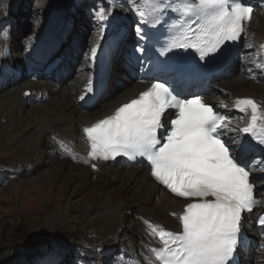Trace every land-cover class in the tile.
Wrapping results in <instances>:
<instances>
[{"label":"snow or ice","instance_id":"obj_1","mask_svg":"<svg viewBox=\"0 0 264 264\" xmlns=\"http://www.w3.org/2000/svg\"><path fill=\"white\" fill-rule=\"evenodd\" d=\"M164 10L189 17L187 26L181 23L180 39L173 36L169 43L154 46L157 54L150 57V37L137 24L140 43L135 51L142 68L151 65L146 77L150 87L114 115L83 129L90 144L88 156L92 161L141 158L158 184L187 201L178 217L181 231L157 230L161 247L152 251L160 264H238L244 214H253L258 205L252 181L255 160L248 157L258 152L264 162V116H258L253 99H240L236 108L240 113L250 108V121L233 129V117L206 104L202 94L188 93L227 58V45L241 38L254 9L242 0H190ZM108 12L96 10L102 19ZM164 23L167 18L160 26ZM98 47L91 48L93 59ZM258 223L264 229V215Z\"/></svg>","mask_w":264,"mask_h":264},{"label":"bare ground","instance_id":"obj_2","mask_svg":"<svg viewBox=\"0 0 264 264\" xmlns=\"http://www.w3.org/2000/svg\"><path fill=\"white\" fill-rule=\"evenodd\" d=\"M53 3L54 0L49 6ZM117 4H124V10L138 8V0H117ZM62 5V12L72 9L69 0L61 2L59 8ZM114 12L118 15L124 13L118 5ZM50 16L57 19L62 15L55 8ZM50 29L46 27L44 33ZM250 30L255 44L264 42V14L255 16ZM82 39L84 43L85 36ZM88 39L95 40V37L90 35ZM9 42L13 46L9 61L14 63L13 57H22V45L14 43L12 39ZM3 46L0 43V55L3 54ZM80 59L78 57L69 63L81 66ZM113 63L110 88L93 111H84L77 102L88 77L87 64L82 63L83 67L78 72L71 73L64 80L33 81L23 78L9 85L7 93L0 95V125L2 120H6L9 124V128L5 129L8 140L15 139L25 144L32 157L39 154L45 144L48 145L45 146L47 149L56 150L55 159L59 157L57 155L62 156L51 165L58 173H64L56 195L52 199L46 197L55 181L51 174L45 177L43 186H32V191L40 199L30 212L37 231L56 232L59 229L72 234L87 232L90 236L85 242L89 246L100 245V249H103L114 242L118 244L114 246L120 250L119 253L127 254L125 258L129 257L128 264H157L150 250L151 245L157 244L153 228L177 224L185 202L157 185L150 178L147 166L128 168L91 161L81 134L82 127L106 117L142 87L131 75L132 69L125 67L118 58ZM29 90L35 93L32 99L25 96ZM215 90L217 95L209 98L213 102L251 96L260 99L264 107V85L253 82L244 74H233L228 79H222L215 85ZM247 119L243 121L244 124ZM92 164L96 165L95 169ZM89 187L93 192L86 197L88 204L82 213L77 209L81 201L68 206L76 195ZM154 200L156 204L152 203ZM128 213L133 215L128 217ZM56 224H60V227ZM95 226L97 233L93 235L91 231Z\"/></svg>","mask_w":264,"mask_h":264},{"label":"rangeland","instance_id":"obj_3","mask_svg":"<svg viewBox=\"0 0 264 264\" xmlns=\"http://www.w3.org/2000/svg\"><path fill=\"white\" fill-rule=\"evenodd\" d=\"M63 1L54 0L52 6H49L53 0H0V20L8 17L10 13L17 18L19 31L11 39L18 44L21 43V40L27 39L30 34H40L43 30L42 28L49 27L51 28L50 30H56L60 25L63 26L66 19L71 20L73 18L72 21L76 24L74 25L75 27L78 24L85 26L84 14L77 11L78 8L74 5V1L69 0L72 9L76 7V11L73 12L72 9L68 8V12H62L63 5L60 8L59 6ZM55 8L62 16L52 19L50 15L55 11ZM61 19L63 20L62 22L60 21ZM86 28L89 33L86 34L83 31L80 34L81 38L85 36V41L92 35L90 24L86 25ZM76 31L79 32V30ZM4 42L5 40L0 36V43L4 44ZM73 58L75 60L78 57L74 56ZM7 90L0 95L7 93ZM1 124L0 172L5 173V171H8V179L0 187V264H22L25 260L33 259L34 257H45L48 252L59 254L62 250H70L71 252L82 250L88 257L87 259L94 262V264H109L110 260L114 258L105 259L106 255L101 252L110 250L118 254L120 250L114 246H118L114 242L110 246L100 249V245L89 246V243L85 242V239L87 240L90 236L87 232H75L72 234L63 233L59 229L56 232L37 231L35 229L30 212L32 207L40 202V199L32 191V186L34 184L43 186L45 177L51 174L56 182L54 181L52 189L47 192L46 197L52 199L58 191L57 188L60 181L64 178V173H58L57 169L51 167V165L56 163L54 160L62 159V156L61 154L57 155L59 157L55 159L56 150L47 149L45 146L48 145L45 144L41 148L40 153L32 157L25 144L15 141V139L8 140L5 132L9 128L8 122L2 120ZM20 186L21 189L19 191ZM18 192H20V196ZM92 192L90 187L83 190L72 199L68 206L71 207L74 203L81 201L77 209L82 213L88 204L86 197L90 196ZM152 203L156 204L155 200ZM132 215L128 213V217ZM56 226L60 227V224H56ZM93 228L94 231H91V234L95 235L97 233L96 226ZM105 245L107 244L105 243ZM117 258H119V255Z\"/></svg>","mask_w":264,"mask_h":264}]
</instances>
